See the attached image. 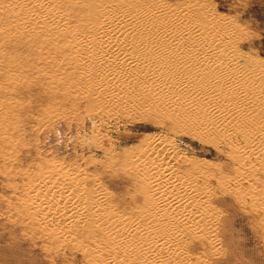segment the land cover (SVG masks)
Wrapping results in <instances>:
<instances>
[{
	"label": "bare ground",
	"instance_id": "6f19581e",
	"mask_svg": "<svg viewBox=\"0 0 264 264\" xmlns=\"http://www.w3.org/2000/svg\"><path fill=\"white\" fill-rule=\"evenodd\" d=\"M22 1L0 0V36L14 30L27 40L32 72H53L50 62L62 59L70 68L71 90H77L75 96L88 102L97 118L130 116L137 104L162 118L174 133L183 130L215 146L223 143L231 166L228 175L217 168L209 176L204 167L188 165L167 146L168 137L148 134L142 146L123 156L122 164L135 169L139 192L134 203L120 204L119 216L91 211L101 191L93 182L77 180L87 195L71 199L57 186L50 193L47 185H53L36 179L25 190V215L38 236L59 239L70 232V220L76 226L85 216L84 229L95 231L108 248L104 254L96 252L97 264H199L181 252L180 243L200 232L207 241L216 214L206 202L208 184L228 190L264 229V72L258 74L250 69L253 62L238 59L245 70L239 76L238 69L225 68L213 54L196 53L214 49L215 42L226 45L222 25L192 23L183 4L171 10L156 0H75L65 22L62 12L54 18L55 10L44 13L45 1L27 0L31 11L21 9ZM21 15L32 26L25 21L16 25ZM9 58L0 48V75L14 70L5 67ZM174 160L182 168L178 174L167 167ZM66 183L73 187L72 181ZM206 249L214 252L208 243Z\"/></svg>",
	"mask_w": 264,
	"mask_h": 264
},
{
	"label": "rangeland",
	"instance_id": "374dc122",
	"mask_svg": "<svg viewBox=\"0 0 264 264\" xmlns=\"http://www.w3.org/2000/svg\"><path fill=\"white\" fill-rule=\"evenodd\" d=\"M38 1L46 2L45 14L55 10L53 18L59 12L65 16L72 10L69 5L77 2ZM156 1L171 10L183 4L192 23L197 20L207 24L211 20L222 25L227 47L215 42L214 49L196 52L200 57L211 53L215 60L226 63L225 68L238 69L239 76L245 70L238 59L253 62L250 69L258 74L264 72V0ZM22 2L21 9L31 11L27 0ZM25 19L21 15L14 23L20 26L25 21L23 24L30 26ZM4 22L9 24L6 19ZM18 38L14 30L0 36L1 50L11 56V61L5 62L11 67H5L16 68L9 76L0 75V264H97L96 252L101 255L108 248L95 231L84 229L86 217L76 226L70 220L65 239L39 237L36 225L25 215V190L36 179L47 180L53 185L51 189L47 185L50 193L57 186L71 199H78V193L81 198L87 193L78 188L77 180L83 185L93 182L101 191L91 211L119 216L120 204L134 203L139 192L134 183L135 169L122 164L123 156L142 146L150 134L168 137L167 146L181 153L188 165L204 167L203 172L209 176L218 169L223 175L230 174L229 150L223 143L215 146L183 130L174 133L162 118L152 116L142 106L135 104L130 116L121 114L112 121L97 118L90 104L75 96L77 90H71L70 68L61 63L62 59L50 62L53 72H32L28 67L31 61H27L28 42ZM61 46L58 42L57 50ZM167 167L176 174L182 169L176 160L169 161ZM68 180L74 183L72 188ZM207 188H211L207 205L216 212L213 227L206 242L203 232L185 236L181 252L199 264H264V229L248 209L234 202L228 190H214L211 184ZM88 243H92L90 248ZM206 243L213 246V253L207 251Z\"/></svg>",
	"mask_w": 264,
	"mask_h": 264
}]
</instances>
